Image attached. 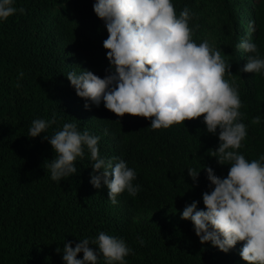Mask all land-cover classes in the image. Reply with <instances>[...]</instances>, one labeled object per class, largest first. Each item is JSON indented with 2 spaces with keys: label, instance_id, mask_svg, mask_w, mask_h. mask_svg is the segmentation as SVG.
I'll return each mask as SVG.
<instances>
[{
  "label": "trees",
  "instance_id": "16d2710c",
  "mask_svg": "<svg viewBox=\"0 0 264 264\" xmlns=\"http://www.w3.org/2000/svg\"><path fill=\"white\" fill-rule=\"evenodd\" d=\"M93 2L14 0L24 14L17 11L0 21V264H64V243L75 247L100 232L124 239L132 249L125 264H245L239 255L242 242L223 253L210 243L202 245L191 221L181 219L193 201L204 208L202 194L211 189L203 166L227 176L229 166L218 165L208 152L218 147V130L208 133L203 117L152 130L150 120L117 117L103 102L85 109L86 101L70 86L69 71L86 69L103 78L109 67L103 48L107 31ZM172 3L177 15L184 7L195 13L189 22L194 41L207 39L231 64L225 79L238 89L241 122L247 126L238 151L249 161L258 159L264 155V74L240 71L250 54L238 45L250 39L264 58V0ZM53 113L56 123L46 136L65 123L98 136L101 157L123 159L135 170L138 194L125 191L113 205L103 182L99 189L90 184L94 162L86 149L75 162L76 173L53 181L47 167L55 157L50 144L43 133L28 136L33 120H49ZM256 116L261 122L253 125ZM189 168L200 171L195 183ZM97 264H106L102 254Z\"/></svg>",
  "mask_w": 264,
  "mask_h": 264
},
{
  "label": "clouds",
  "instance_id": "9594fccd",
  "mask_svg": "<svg viewBox=\"0 0 264 264\" xmlns=\"http://www.w3.org/2000/svg\"><path fill=\"white\" fill-rule=\"evenodd\" d=\"M13 5L14 0H0V21L17 11L24 14L25 9ZM93 12L107 31L103 48L109 67L103 78L86 69L69 71L66 78L76 96L86 101L85 109L103 102L117 117L148 119L152 130L200 117L208 133L218 130V147L208 152L218 165L229 166L227 176L220 178L211 167L203 166L211 189L202 194L204 208L198 209V202L193 201L184 207L181 219L191 221L202 245L210 243L227 253L242 242L239 255L245 264H264V155L249 161L238 151L247 126L241 122L238 89L225 79L226 73L231 75V64L207 39L194 41L189 22L195 13L184 7L177 15L172 0H94ZM238 47L250 54L240 71L264 74V58L256 43L243 40ZM23 76L21 71L17 79ZM260 122V116L251 120L253 125ZM55 123V113L49 120L35 119L28 133L31 138L43 133L55 153L47 164L53 181L76 173L75 162L84 157L86 149L94 162L90 184L99 189L103 182L113 205L125 191L131 197L138 194L140 186L133 184L135 170L123 159L101 157L98 136L81 133L75 123H65L51 137L46 136ZM199 172L187 169L194 183ZM79 253L82 259L77 258ZM130 253L124 239L100 232L95 239L79 240L75 247L71 241L64 243L62 259L64 264H97L102 254L106 264H125Z\"/></svg>",
  "mask_w": 264,
  "mask_h": 264
}]
</instances>
